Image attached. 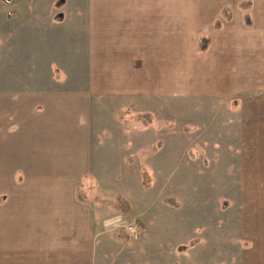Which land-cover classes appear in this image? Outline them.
<instances>
[{"label":"rangeland","instance_id":"374dc122","mask_svg":"<svg viewBox=\"0 0 264 264\" xmlns=\"http://www.w3.org/2000/svg\"><path fill=\"white\" fill-rule=\"evenodd\" d=\"M261 1L0 0V202L8 183L58 175L103 215L101 264H264L252 249L264 236L253 232L264 228L262 154L237 133L238 99L262 86L264 56L256 66L251 52L252 41L264 49ZM228 33L234 56L214 64ZM201 36L219 42L199 53ZM116 198L127 206L107 204ZM117 215L140 237L107 230ZM106 238L117 242L108 257ZM146 239L156 253L138 254Z\"/></svg>","mask_w":264,"mask_h":264},{"label":"crops","instance_id":"0c3cea01","mask_svg":"<svg viewBox=\"0 0 264 264\" xmlns=\"http://www.w3.org/2000/svg\"><path fill=\"white\" fill-rule=\"evenodd\" d=\"M261 2L264 5V0ZM231 20L232 16L229 21H225V24L230 23ZM223 26L222 24L221 28ZM221 28L215 30V32L222 30ZM231 30H235V27H228L226 33ZM231 34L234 35V33ZM231 34L228 33L227 37H221L223 41L219 45L223 44V46L220 51L217 50V56L213 54L215 55L213 57L214 64H218L219 61L221 63H227V60H225L226 57L234 56L232 53L235 50V46L232 51L233 40H230L234 36H231ZM223 35H225V32ZM216 37H214V40L210 37L209 47H212L214 44L217 46L219 41L215 40ZM252 42L255 49V51H251L252 57L257 56L255 59L257 66L259 61L261 62V56H264V49H259L258 47L256 51L255 41ZM243 47L244 43H241V48ZM208 51H210V48L205 53L207 54ZM245 55L248 56V53ZM234 61L237 64L235 59ZM258 72L259 70L254 68V73L262 81V86L258 85L254 89L248 90L249 93L253 92L251 97L247 99L241 97V100L238 99L242 103L238 109V116L245 123H241L242 128H239V132L237 133L248 137L250 144H253L254 148L252 147V149L257 150V155L260 158L262 154L261 161L263 164L259 167L263 168L264 93L260 96L256 93L261 90L264 92V63L261 69L262 74L259 75ZM240 83H243L242 80H240ZM232 93L237 92L232 90ZM259 138L263 139L260 140ZM37 163L40 162H33L34 165H37ZM52 165L58 168L56 162ZM31 166L34 168L33 165ZM31 166L28 168H31ZM260 170L262 169H257L258 172ZM33 176L35 177L29 176L31 180L24 179L22 185L17 184V182L15 183L20 186H11V183H8V193H5L1 198L0 264H101L100 258L98 257L100 254L96 251V246H98V239H103L104 241L102 237L104 235H101L100 232L103 215L95 208L97 207V203L88 201V196L86 195V199L79 197L76 192L77 186L75 193H71L68 189L63 188L62 181L58 183V175L52 178H42L41 174ZM27 181H31V183ZM45 183L49 187L47 193L42 188ZM254 198L258 199L260 196L254 194ZM96 212L99 215L97 218L101 220L98 227L93 223V215ZM254 228L258 229L253 231L254 233L264 232V228H261V226ZM262 239L263 243L260 246H256L257 244L255 245V242L252 241V249H264V236ZM104 243L107 246V253L105 255L108 257L111 254V249L116 248L117 242L110 241L106 238ZM152 244L153 242L148 239L140 241V244L136 245V251L138 254L139 251L142 252L143 250H146L148 254L150 252L152 254L153 252L156 253L158 250H154ZM118 257V259L111 257L108 260L102 257V260H107L102 264H115L121 256ZM147 259L149 258L147 257ZM155 261L154 259V264ZM148 263L142 262L140 264Z\"/></svg>","mask_w":264,"mask_h":264},{"label":"trees","instance_id":"16d2710c","mask_svg":"<svg viewBox=\"0 0 264 264\" xmlns=\"http://www.w3.org/2000/svg\"><path fill=\"white\" fill-rule=\"evenodd\" d=\"M251 2H247V3H244V4H240V8L243 9V10H246L248 11L250 8H251ZM220 16L223 17V19L225 21H229L231 19V16L228 14L225 13L224 10H220ZM243 20H244V24L246 27H251V20H250V17L248 14H245L244 17H243ZM222 26V23H221V20L217 19L215 20L214 22V30H219ZM209 45H210V38L209 37H199L198 38V41H197V51L199 53H205L207 51V49L209 48ZM144 116H139V119H143ZM146 124V123H145ZM143 177H144V180H143V186H147V182H146V179H147V174L144 172L143 173ZM148 180V179H147ZM79 194H80V197L82 199H86V196L85 194L82 192L79 191ZM94 201H99L100 199L98 197H96L95 199H93ZM115 202L118 203V207H124V206H127L125 200H123L122 198H116L115 201H112V200H108L107 204L108 205H113ZM165 202L173 207H178L177 203L174 202V200L172 199H166Z\"/></svg>","mask_w":264,"mask_h":264},{"label":"built area","instance_id":"2783aa9c","mask_svg":"<svg viewBox=\"0 0 264 264\" xmlns=\"http://www.w3.org/2000/svg\"><path fill=\"white\" fill-rule=\"evenodd\" d=\"M124 220L125 218L122 215L111 217L107 224V226H111V228L107 230L118 231L120 229V231H123V234L131 239L139 238L143 232L141 228L133 223H124Z\"/></svg>","mask_w":264,"mask_h":264}]
</instances>
